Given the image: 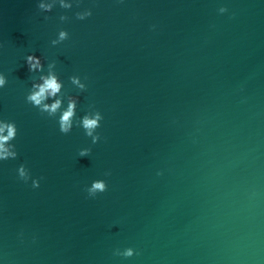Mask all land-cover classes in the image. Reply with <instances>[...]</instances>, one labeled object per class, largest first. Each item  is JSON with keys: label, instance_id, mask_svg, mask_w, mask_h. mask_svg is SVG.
<instances>
[{"label": "water", "instance_id": "1", "mask_svg": "<svg viewBox=\"0 0 264 264\" xmlns=\"http://www.w3.org/2000/svg\"><path fill=\"white\" fill-rule=\"evenodd\" d=\"M36 3L0 0V118L18 153L0 160L4 264H264V0ZM28 52L55 62L65 106L79 96L69 133L25 100ZM96 109L93 143L78 120ZM97 178L108 189L88 197Z\"/></svg>", "mask_w": 264, "mask_h": 264}, {"label": "clouds", "instance_id": "2", "mask_svg": "<svg viewBox=\"0 0 264 264\" xmlns=\"http://www.w3.org/2000/svg\"><path fill=\"white\" fill-rule=\"evenodd\" d=\"M57 0H37V8L50 11ZM74 0H59V4L63 8H71ZM219 13H229V16H235L234 11L229 12L227 5H221L218 8ZM92 15V8L85 7L83 10H78L75 13L76 18L85 19ZM65 14L60 15V20H66ZM150 28L155 29L156 25H150ZM69 37V32L66 28H60L58 30L57 38L52 41L56 44L58 41L65 40ZM24 63L27 66L28 72H39L38 79L32 81L31 87L25 95V100L31 103L34 107H37L41 112H47L50 116H55L58 130L62 133H69L72 130L74 118L76 117L78 95H69L66 106L64 104L63 96L61 95L63 90V81L54 70V61L47 65L48 70L43 71L45 64L40 55L34 52H28L24 56ZM73 84L79 89L83 90L87 87L84 80L79 75H72L70 77ZM7 83V76L4 72L0 71V88H3ZM49 98H52L49 102ZM104 119L102 111L96 109L94 111L86 112L80 116L78 124L85 131V135L91 136L93 143L99 139V133L96 131L101 126V121ZM17 136V125L14 120H8L0 118V160H7L15 158L18 153L16 151V145L13 143ZM89 148H81L79 150V156H87ZM18 177L27 182L31 179V187L39 188L40 179L31 177L29 171L23 166L19 165L17 168ZM159 174V173H158ZM108 189L107 182L102 178L93 179L88 185H86V194L88 197H96L99 193H103ZM23 238V232L18 233ZM33 240L36 236L33 235ZM120 254L129 257L138 254L137 249L132 246H128L120 250ZM0 264H4L3 259L0 258Z\"/></svg>", "mask_w": 264, "mask_h": 264}]
</instances>
